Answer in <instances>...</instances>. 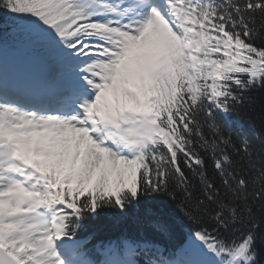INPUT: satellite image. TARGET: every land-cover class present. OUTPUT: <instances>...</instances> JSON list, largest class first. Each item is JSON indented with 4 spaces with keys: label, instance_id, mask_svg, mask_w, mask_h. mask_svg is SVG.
<instances>
[{
    "label": "snow or ice",
    "instance_id": "6c2138e0",
    "mask_svg": "<svg viewBox=\"0 0 264 264\" xmlns=\"http://www.w3.org/2000/svg\"><path fill=\"white\" fill-rule=\"evenodd\" d=\"M0 12V264H96L88 222L148 200L176 203L185 239L109 242L102 264H264V150L233 129L264 89V0Z\"/></svg>",
    "mask_w": 264,
    "mask_h": 264
},
{
    "label": "trees",
    "instance_id": "16d2710c",
    "mask_svg": "<svg viewBox=\"0 0 264 264\" xmlns=\"http://www.w3.org/2000/svg\"><path fill=\"white\" fill-rule=\"evenodd\" d=\"M5 19L0 12V21ZM234 120V134L242 133L258 150H264V89L247 94L240 115ZM160 223L168 225L167 234L157 230ZM189 227L175 202L148 200L132 208L127 215H121L116 210H106L90 220L81 235L87 240L86 250L90 259L96 264H102L106 259L104 249L109 242L118 244L124 239L152 240L159 244L162 250L171 251L185 239ZM257 243L264 248V240H258ZM136 259L140 264H144L146 257L141 253Z\"/></svg>",
    "mask_w": 264,
    "mask_h": 264
}]
</instances>
